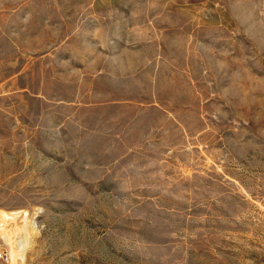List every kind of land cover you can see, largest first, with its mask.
<instances>
[{
    "label": "rangeland",
    "instance_id": "rangeland-1",
    "mask_svg": "<svg viewBox=\"0 0 264 264\" xmlns=\"http://www.w3.org/2000/svg\"><path fill=\"white\" fill-rule=\"evenodd\" d=\"M0 238L264 264V0H0Z\"/></svg>",
    "mask_w": 264,
    "mask_h": 264
},
{
    "label": "built area",
    "instance_id": "built-area-1",
    "mask_svg": "<svg viewBox=\"0 0 264 264\" xmlns=\"http://www.w3.org/2000/svg\"><path fill=\"white\" fill-rule=\"evenodd\" d=\"M15 252L3 238H0V264H20L23 255L20 248Z\"/></svg>",
    "mask_w": 264,
    "mask_h": 264
}]
</instances>
